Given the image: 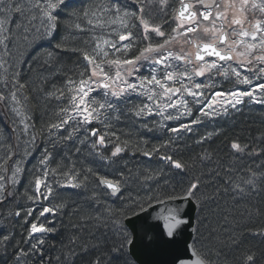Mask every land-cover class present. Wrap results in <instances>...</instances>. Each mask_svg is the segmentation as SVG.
Returning <instances> with one entry per match:
<instances>
[{
    "label": "snow or ice",
    "instance_id": "1",
    "mask_svg": "<svg viewBox=\"0 0 264 264\" xmlns=\"http://www.w3.org/2000/svg\"><path fill=\"white\" fill-rule=\"evenodd\" d=\"M68 7V0H0V110L20 118L18 122L12 120V135L19 132L18 139L26 136L31 148L37 145L35 125L31 116L25 114L29 111L32 86L24 80L23 69L16 66L12 52L16 37L11 25H16L26 44L39 48L41 42L57 38L63 21L67 36H61L51 50L43 54L37 51L33 57L41 72L54 75L65 71L60 66L59 52L71 51L86 62L77 78H65L52 91L39 89L46 99L57 102L58 111L55 120L41 129V135L46 137L43 143L52 145V149L43 148L31 192L26 197L30 205L22 209L23 219L29 225L30 247L14 253L16 264H26L31 258H35V264H53L51 258L45 260L44 237L57 229L48 217L63 213L68 205L63 201L53 205L52 201L59 199L62 189L86 188L90 177L96 178L104 197H114L122 204L115 208L102 205L100 196L93 191L88 197L91 210L75 226L77 232H87L88 238L71 237L56 256L55 264H156L147 258L163 252L172 254L170 264H228L226 257L221 260L226 242L220 237L226 233L227 245L238 246L235 234L227 227L230 216L241 203L264 200V147L258 151L239 140L230 143L234 160L248 157L253 160L251 165H225L214 161L209 152L191 163L175 159L171 138L143 151L145 157L159 156L169 171L181 177L175 184L170 183L163 169L138 176L129 172L128 179L121 173V178L113 180L98 176L92 169H77L76 162L68 156L57 167L50 165L61 141L71 144L77 154L88 149L89 154L109 164L128 150L127 142L116 143L111 155L104 156L111 140L108 133L101 134L100 129L91 127L94 121L108 128L113 119L119 122L124 117L138 120L147 128L148 117L182 121L183 117L193 115L191 106L198 105L199 115L189 123L181 122L176 127L160 124L178 134L191 132V126L203 123L204 118L239 111V106L246 102L264 105V0H179V7L171 14L169 0H86L79 9L64 14ZM154 12L161 15V23H150ZM165 25L170 32L164 30ZM175 43L195 46L194 58L183 47L174 51ZM216 77L234 78L237 84L249 87L218 90ZM41 83L48 81L41 78ZM134 97L142 98L139 104L133 102ZM211 135L201 137L197 143L203 144ZM111 136L119 140L114 131ZM4 143L0 142V146ZM260 143L264 145V137ZM18 147L8 143L0 157V169L4 173L11 171L10 176L0 174V206L16 199L11 188L18 184L21 173L19 160L13 159L18 156ZM10 160L15 167L8 164ZM211 163L216 166L207 173L202 171L189 178L191 170ZM129 181L137 185L135 195ZM224 197L231 200V207H221L219 200ZM191 208L198 212L195 220ZM262 211L256 204L243 209L249 216ZM74 214L79 215L80 210L76 209ZM10 215L20 217L21 211ZM188 231L194 234L191 242L184 236ZM38 233L40 237L36 236ZM252 234L264 237V228ZM33 240L36 242L32 243ZM9 241L10 235H0L4 251ZM216 243L221 247H215ZM242 264H257L256 254L243 253Z\"/></svg>",
    "mask_w": 264,
    "mask_h": 264
},
{
    "label": "trees",
    "instance_id": "2",
    "mask_svg": "<svg viewBox=\"0 0 264 264\" xmlns=\"http://www.w3.org/2000/svg\"><path fill=\"white\" fill-rule=\"evenodd\" d=\"M74 2L75 1L73 0H68L69 9L71 11L73 9L70 7V4H74ZM84 2H86V0H84ZM5 26L7 27L8 25L6 24ZM11 27L13 29V35L16 37L13 41V47H17L18 42V46H21L22 51L24 53L26 51L25 57H29L26 61H22L23 56H21L16 63L17 68L30 66L33 63V57L36 55L37 51H40L41 54H43L51 50V48L55 45L53 41L45 40L41 42V46L39 48H34L30 44H26L21 39L20 33L17 31L15 24L11 25ZM80 46L82 47L83 45ZM69 54H73V52L70 51V53H68L67 55ZM67 55L64 56L65 64L66 62H68L66 59L73 58ZM77 57L79 58V61L81 60L83 63H86L83 61L82 56L78 55ZM75 59L77 60V58ZM73 65L74 63L72 62L70 65H68V68H71ZM54 75H50L46 71L38 72L37 74L28 73L22 75L24 77V80H26L32 86V91L29 94L30 102L27 105V109L29 111H27L25 114L31 116V122L35 125L37 145L30 153L27 147L23 144L22 139L17 138L19 135L17 133L15 135L11 134L12 120L15 119L17 121L15 115L0 110V142H6L4 143V146H0V157L4 156L8 143L19 145L18 149L15 150L18 152V156L14 157L13 159H18L19 162L23 164L21 169V183L16 186L14 185L11 188V190L16 194V199L4 203L3 206H0V210L7 206L11 211L14 212V210H20L21 214L24 215V211L18 204L28 201L26 198H22V193L27 192L30 194L31 191L29 189L32 187V181L34 180L36 169L39 167V164L33 160L32 155L42 154L43 148L46 146L45 143H43V140L46 137L41 135V129L45 127L49 122H53L55 120V114L58 111V106L55 105L56 103L54 102L55 100L46 99L44 96V92L39 91V89L52 91L54 90V88L59 87V85H57L55 81H52L51 85L50 83L49 85L42 84L41 78L56 79ZM121 119L122 120H120L119 122H111L114 123L113 127H110L109 125L107 129L103 130L101 128L100 131V133L103 134L108 133V138L111 140V142H113V144H123L124 142H127L129 145L128 150L122 152L118 157L113 158L118 159L119 162H114V166L108 165L106 167V171H108L110 174H114L115 179L120 178L121 173L124 174V179H128L126 177L129 172H131L134 176H138L142 172H149V170L153 169V167H155L157 163L161 165V162L157 159V155L155 154H153L152 157H148V159L142 157L143 151H150L153 147L158 146V133H147L146 131H142L141 129L137 130L131 118ZM231 121L233 122L231 124L229 122L228 125H223L225 122H223V124L220 123L219 129L213 131V137L211 139H207L203 144H184L180 139H175L176 144H173V149L176 148L174 158L191 163L193 159L202 155L204 152H209L213 154L214 161L223 163L225 165L233 162L242 165H251L253 163V160L249 159L248 157L240 161L234 160V157H232L231 155L230 143L233 140H239L242 143H249L255 146L259 151L260 147H264V145L260 143L261 138L264 137V119L261 116L252 115L250 117H235ZM113 131L116 133V136L119 137L118 141L115 137L111 136V132ZM9 136H11L10 140H8ZM143 143H145L146 145H144ZM77 144H79L78 141ZM137 146H139V148ZM67 147H70L72 152H75V148H73L71 144L65 145L63 141H61L56 146V150ZM141 149L142 152L140 151ZM49 150L51 149L49 148ZM103 154L104 156L111 155L108 150L104 151ZM77 156L79 157L78 159L81 160V168L85 170L92 169L94 173H98L101 176H104L105 170L101 168V164L97 160L98 157L89 154L88 149H84L80 154H77ZM70 159L72 161H75L72 157H70ZM8 164L12 167H15L12 160H10ZM215 166L216 164L213 163L212 168H214ZM138 169L140 173L135 175V172L138 171ZM160 169H163L165 171V174L169 172L168 167L165 164H162V166H160ZM0 174L10 176L11 171L4 173L3 169H0ZM86 188L89 190H87L85 196L79 197L74 200L69 199L68 195H66L63 191H60V197L58 200H62L64 203H67V205H70V201H73L74 204L71 206V208H67L70 211H74V213L76 209L81 210L82 208H84L85 211L84 213H82V215H84L91 210L89 208L88 197L93 193L91 188H89L88 186ZM137 190L138 189H136V186H133L131 189L132 195H135ZM208 191L211 192L212 188L210 187ZM127 194L128 193L126 192L125 196H127ZM141 195H143V192H141ZM219 203L222 208L225 207L226 204L228 207L232 206L231 200L227 197L220 199ZM248 204H256L261 209H264V200H252L249 201ZM248 204L241 203L238 206V210L234 212L232 216H230V223L227 226L229 228V231L235 234V237L239 242L238 246L227 245V234H221L220 240L226 242V246L222 247L221 260L226 257L228 264H242V254L249 251L256 254L257 264H264V237L252 234L259 229L264 228V211L258 214L254 213L253 215L249 216L247 215V213H243V209L247 207ZM102 205H107L115 208L108 199L104 200ZM92 207H95V205H92ZM211 207H215V205H211ZM197 215L198 212L196 213V216ZM79 218L80 219L78 221L72 223L71 221H69V217L65 218L59 215V218L57 219V232L53 233V236H51L49 240H47L49 241L50 249L57 248V252L59 253L62 246L67 245L71 237L79 235L82 239L88 238L87 232H77V228L75 226L81 222V217ZM201 233L204 236L207 235L204 229H201ZM97 235H99V233H97ZM201 243L206 247L209 246L204 240H201ZM10 247L11 246L8 245L7 251H3L4 246L0 245V264H8L9 260L11 259V257L9 256V254L11 253ZM215 247H221V244L216 243Z\"/></svg>",
    "mask_w": 264,
    "mask_h": 264
},
{
    "label": "bare ground",
    "instance_id": "3",
    "mask_svg": "<svg viewBox=\"0 0 264 264\" xmlns=\"http://www.w3.org/2000/svg\"><path fill=\"white\" fill-rule=\"evenodd\" d=\"M73 1H75L74 4H70V7L72 9H76V8L79 9L80 7H82L85 4L84 0H73ZM70 11L71 10L69 9V7L68 8H65L64 14H66V13H68ZM164 30L165 31H168L166 29H164ZM64 32L65 31H64L63 23L61 22V27L58 29L57 38L55 40H52L54 44L56 42H58V40L60 39L61 36H65V37L67 36V34L64 33ZM18 44L19 43L17 42V47H13L12 48V52L16 56V63L18 62V59H20L21 56H23L22 57V61H26L29 58V57H27V58L25 57L26 51L24 53L22 51V49H21V46H18ZM57 51L59 52V50H57ZM59 53H61V54H59L60 66H62L65 69V71L62 72V73L55 74L54 77L56 79H54V78H48L47 79L48 83L46 85H49V83L51 85L52 81H55L57 83V85H59V87H60L64 83L65 78H77L76 74L78 72H80V71H83V67H82L83 62L81 60L80 61L78 60L79 59L77 57L78 54H74L73 53V54L67 55L68 53H70V51H68V52H59ZM65 55L70 56V57H73V58H70V59H66L68 61V62H66V64L64 62V56ZM130 55H131V53H130ZM75 58H77V60ZM72 62L74 63V65L71 68H68V65H70ZM30 68H31V71L29 70ZM22 69H23L22 75H25V74H28V73H35V74H37L38 72H41L39 70L40 69V65L39 64H36V63H32L30 66L23 67ZM54 102L56 103L55 105H57V102L56 101H54ZM256 109H258V110H256ZM260 112L264 114V110H262V108H260V107L256 108V107H254L251 104H245L242 107H240V110L239 111H233L231 113V116L230 117H231V119H233L235 117H241V116H248V117H250V116H252L254 114H257V113H258L257 116H261L262 117L263 115H261ZM254 116H256V115H254ZM263 119H264V117H263ZM133 124H134L135 128H137V130L138 129H141L142 131H146L147 133L148 132H156V131H153V130L149 131L147 128H145L144 124L142 122L138 121V120H133ZM205 125L206 124H204L202 126V124H200V126L192 127V131L188 133L186 139H183L182 138L181 139V142L184 143V144L191 143V144H194V145H199V143H197V141H198L197 135H199V133H201V132L203 133V135L205 137L206 136H209V134L211 133L212 134L210 136V138H211L213 136V132H211V130L209 129V127L208 126H205ZM162 141H163L162 139H157V144L158 145L162 144L163 143ZM41 155L42 154H33L32 155V158H33V160L36 163L39 164V160L41 158ZM66 156L72 157L75 160V162H76V167L78 169L81 168V165H80L81 160L78 159L79 157L77 156V154L74 151L72 152V150H71L70 147L56 150L55 151V156H54V161L50 165V167L51 168H55V167H57L58 164L64 163L65 161L63 160V158L66 157ZM245 158L246 157H244L243 159H245ZM157 159H158V156H157ZM97 160L101 164L100 165L101 168L105 170L104 171V176L107 177V178H109V179L115 180L114 174H112V173L110 174L108 171H106L107 170L106 167L108 165L114 166V163L109 164L107 161H104V160H102L100 158H97ZM114 161L115 162H119L118 159H114ZM212 167H213V163L208 164L207 167L197 166L195 169L191 170V172L189 174V178L191 176H198V175H200V173L202 171L205 172V173H207L209 171V169L212 168ZM159 169H160V164L157 163L156 166L153 167V169H150L149 170V172L150 171H154V170H159ZM105 173H107V174H105ZM139 173L140 172H139V169H138V171L135 172V175H137ZM96 174L98 176H101L98 173H96ZM166 175L169 176L170 183H173V184H175L178 180L181 179L180 176L175 175L174 172H171V171L167 172ZM57 178L59 179V177H57ZM126 178H129L128 175H127ZM87 186L89 188H91L92 191H95L97 195L100 196L101 204L104 202V200L108 199L111 202V204H113L114 207L121 206L122 202L120 200H116L114 197L107 198V197H104L102 195V190H101L100 187H97V181H96V178L95 177H90ZM133 186H136V189H138L136 184H134L131 181H129V187H130V189H132ZM87 190H89V189H87V188H84V189L65 188V189H62L60 191H63L66 195H68L69 196V199L74 200V199H77L79 197L85 196V193L87 192ZM27 195H29V193H27V192L22 193V198H26ZM61 201L62 200L54 199L52 201V204L55 205L56 203H59ZM65 204L67 205V203H65ZM73 204H74V202L73 201H70V205H68V207L71 208V206ZM95 207H96V205H95ZM84 211H85L84 208H82L80 210V214L79 215H77V214L74 215V211H70L68 208H65L64 211H63V213L58 214L57 215V218L55 220L57 222V219L59 218V215H60V216H63L65 218H68L69 217L70 218L69 221H71L72 223H75L76 221H78L80 219L79 217H81V215H82V213H84ZM24 226L27 227V228L29 227V225L26 224L25 221H24ZM47 236H48L47 239L49 240V238L51 236H53V233L48 234ZM9 245L11 246L10 243H9ZM14 248H15V246H13V244H12L11 252L16 251V250H14ZM9 262H10V260H9Z\"/></svg>",
    "mask_w": 264,
    "mask_h": 264
},
{
    "label": "rangeland",
    "instance_id": "4",
    "mask_svg": "<svg viewBox=\"0 0 264 264\" xmlns=\"http://www.w3.org/2000/svg\"><path fill=\"white\" fill-rule=\"evenodd\" d=\"M178 1L179 0H169V4L171 5V7L169 8L168 11H171V9H173V6H175ZM154 13H156V12H154ZM154 13L152 14L153 16H154ZM158 21L160 23L162 22L160 18L158 19ZM157 22H156V17H154L153 21H150V23H157ZM173 27H175V24H173ZM139 30L142 31V28H140ZM166 30H168L169 32L171 31V29H169L168 27L166 28ZM177 39L179 40L180 37H177ZM157 40H162V38L157 37ZM122 43H126V42H122ZM172 47H173V50L177 51V52L180 51L181 47H183L186 51L191 53V51H190L191 45H183L182 43H175V44L172 45ZM117 55H119V53ZM129 55H130V53H129ZM210 59H212V58H210ZM197 79H203V78L201 77V78H197ZM215 82H216V87H217L218 90L228 91V90H232V89H234L236 87H239L240 89H246V88L249 87V85L237 84L234 78L226 79L224 77H216V81ZM255 82L256 81H254V83ZM141 99L142 98H140V97H134L133 98V102L139 104ZM245 100L248 101V98L245 97ZM245 104H251V105H253L256 108L260 107V108H262V110H264V105H262V104H257V103H253V102H246ZM242 106H239V107H242ZM191 107L193 108V115L192 116L183 117L182 121H162L161 117H159V116L148 117L147 118V129L150 128L153 131H156V133H158V139H162L163 140L162 142H165L166 140L171 138L174 141V144H176V140L175 139H180V140L182 138L186 139V137H187L189 132L181 131L178 134L177 133H173V132L167 131L164 128H162L160 126V124H165L166 123L170 127H176L181 122L189 123L190 120L194 119L196 116L199 115V113L196 112V108L199 107V106L198 105H192ZM256 110H258V109H256ZM233 111L234 110H230L228 114L218 115V116H216L213 119L204 118L203 119V123H201V124H202V126L204 124H206L205 126H208L209 129L211 130V132L216 131V129H219V124L220 123L223 124V122H225L223 125H225V124L228 125L229 122H230V124L233 122V121H231L232 119L230 117L231 113ZM254 115H258V113L254 114ZM261 115H263L262 117H264L263 113H261ZM16 119H17V122H18L20 118L16 117ZM133 120H135V119H133ZM112 122H114V120ZM97 125L99 127L103 128V129H107V128L104 127L103 124H100L98 122H97ZM113 126H114V123H110V127H113ZM196 126H200V124L192 125L191 127H196ZM21 127H22V125H21ZM17 134L19 135V132ZM101 134H103V133H101ZM201 137H205L202 132L199 133V135H197L198 140H200ZM27 139L28 138L25 136L24 138H22V142L27 147V149L29 150L31 148V145H29L27 143ZM143 144L146 145L145 143H143ZM113 145H114L113 142L107 144V150L110 153H111V150H113ZM46 146L48 148L52 149V146L50 144H48ZM175 149H173V150L176 151ZM32 150H33V148H31V151ZM140 151L142 152V149ZM162 152H163V149H162ZM169 154H172V153L170 152ZM142 157H144V155H142ZM164 163L165 162H162L160 166H162V164H164ZM22 166H23V164L21 162H19V167L21 169H22ZM20 174H19V176H20ZM19 176L17 177L18 181L20 180ZM31 189H32V187L30 188V190ZM26 203H27L28 206L30 205V201H27L25 203H20L18 205L21 206L22 209H25V208H27ZM33 207H36L38 209L39 205H33ZM14 212H15V210H14ZM10 213H13V211L8 209L7 206L4 207L2 210H0V234L1 235H10L9 243L11 244V247H12V244H13V246H15L14 250H16V251L11 252L9 254L11 259H10V262H8V264H16L15 255L13 253H16L18 249L27 250L30 247V245H29V243L27 241V237H28L27 229L28 228L24 226V219H23L24 215L21 214L20 217H14V216H11ZM35 215L38 216L39 212L37 211L35 213ZM56 218H57V216H55V217L49 216L48 217L49 220H53L54 222H56L55 221ZM30 219H33V218H30ZM41 220H43V218H41ZM11 223H12V225H11ZM55 227H56V229H58L57 226H55ZM36 236L40 237L41 234L38 233V234H36ZM47 237L48 236L44 237V239H45L44 248L46 250L45 259L51 258L52 261H53V264H55V258H56V256L59 253L57 252V248L50 249L49 241H47L48 240ZM35 242H36L35 240L32 241V243H35ZM3 251H4V248H3ZM21 264H25V262L22 261ZM26 264H35V258H31V259L27 260Z\"/></svg>",
    "mask_w": 264,
    "mask_h": 264
},
{
    "label": "water",
    "instance_id": "5",
    "mask_svg": "<svg viewBox=\"0 0 264 264\" xmlns=\"http://www.w3.org/2000/svg\"><path fill=\"white\" fill-rule=\"evenodd\" d=\"M189 211L191 212L193 219H194L196 210L194 208H191V209H189ZM184 236L186 239L189 240V242H191V238L193 236V233L191 231H188L184 234ZM181 251H183V250H181ZM147 259L155 261L156 264H170V261L172 259V254L167 253V252H163V253H159L155 256L148 257Z\"/></svg>",
    "mask_w": 264,
    "mask_h": 264
},
{
    "label": "flooded vegetation",
    "instance_id": "6",
    "mask_svg": "<svg viewBox=\"0 0 264 264\" xmlns=\"http://www.w3.org/2000/svg\"><path fill=\"white\" fill-rule=\"evenodd\" d=\"M206 60H209L210 58H205Z\"/></svg>",
    "mask_w": 264,
    "mask_h": 264
}]
</instances>
